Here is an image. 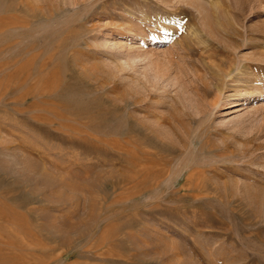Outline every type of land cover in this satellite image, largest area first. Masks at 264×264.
<instances>
[{
  "label": "rangeland",
  "instance_id": "374dc122",
  "mask_svg": "<svg viewBox=\"0 0 264 264\" xmlns=\"http://www.w3.org/2000/svg\"><path fill=\"white\" fill-rule=\"evenodd\" d=\"M0 264H264V0H0Z\"/></svg>",
  "mask_w": 264,
  "mask_h": 264
},
{
  "label": "bare ground",
  "instance_id": "6f19581e",
  "mask_svg": "<svg viewBox=\"0 0 264 264\" xmlns=\"http://www.w3.org/2000/svg\"><path fill=\"white\" fill-rule=\"evenodd\" d=\"M138 147V146H137ZM143 151H145V150H143ZM144 155V154H143ZM146 155V154H145ZM148 155V154H147ZM133 157H134V155H133ZM144 159H145V157H143ZM143 158H141V161L140 162H137L136 160H134V162H133V168L136 170L135 172H136V174L138 175L139 173H143V174H145L149 169H148V167L145 165V162L146 161H144L143 160ZM150 159V158H149ZM146 160V159H145ZM151 167V166H150ZM135 174V173H134ZM132 175V174H131ZM141 175V174H140ZM138 179H140V178H138ZM140 181V180H139ZM150 181V180H149Z\"/></svg>",
  "mask_w": 264,
  "mask_h": 264
}]
</instances>
